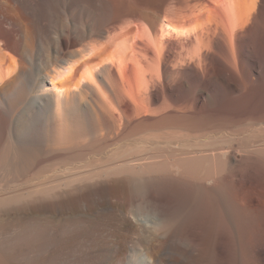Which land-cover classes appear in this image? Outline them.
<instances>
[{
    "label": "bare ground",
    "instance_id": "obj_1",
    "mask_svg": "<svg viewBox=\"0 0 264 264\" xmlns=\"http://www.w3.org/2000/svg\"><path fill=\"white\" fill-rule=\"evenodd\" d=\"M210 124L246 132L180 133ZM104 141L106 164L44 173ZM1 253L264 264V0H0Z\"/></svg>",
    "mask_w": 264,
    "mask_h": 264
},
{
    "label": "rangeland",
    "instance_id": "obj_2",
    "mask_svg": "<svg viewBox=\"0 0 264 264\" xmlns=\"http://www.w3.org/2000/svg\"><path fill=\"white\" fill-rule=\"evenodd\" d=\"M197 128V129H196ZM194 127V129H190V130H188V131H181L180 130V133H190V135H194V136H196L197 138H199V139H211L212 137H214V136H219L220 134H222L223 133V131L225 132V133H231V132H236L237 133V135L238 136H241V135H243V134H245V128L242 126V128L241 129H239V130H236L235 131V129L234 128H232L231 127V130H230V127H226V128H224V127H219V126H215V125H212L211 126V124L210 125H204V127H202V126H198V127ZM202 128V129H201ZM206 128V129H205ZM220 128V129H219ZM222 129H224V130H222ZM234 129V130H233ZM191 131H192V133H191ZM206 131V132H205ZM227 131V132H226ZM156 132V133H155ZM158 131H154L152 134H150V132L148 133V132H141L140 134H139V132H138V135L136 136V133L135 134H133V135H130V136H127V138H125L124 140H122L121 142H123V143H127V144H129L130 145V143L131 142H133L132 140H134L135 138V140L134 141H136V140H140L141 138H144L145 137V133H147L146 134V137H149L148 135H150V137L149 138H152V137H154V135H157V136H162L163 134L161 133V132H158ZM200 132V133H199ZM220 132V133H219ZM188 133V134H189ZM141 134H143V135H141ZM154 134V135H153ZM161 134V135H160ZM200 134V135H199ZM153 135V136H152ZM134 136V137H133ZM140 136V137H139ZM216 136V137H217ZM129 137V138H128ZM133 137V138H132ZM128 139V140H127ZM132 139V140H131ZM131 140V141H130ZM103 144V145H102ZM113 145V146H112ZM97 146H98V148H97ZM95 148L94 147H90V148H85V147H81V148H79V150H76L74 153H76L75 155H70V156H68V157H66L65 159H61V158H55V159H51V160H48V161H46V162H44L43 164H42V168H43V171H45L44 173L45 174H54V173H56V174H59V171L61 170V169H63L64 167H78L79 169H82V170H89V169H91L92 167L91 166H93L94 167V165H96V164H99V165H104V164H106L107 163V161H108V159L110 158V156H111V154H112V152H111V150L113 151V149L116 147V145L113 143V142H110V141H104V142H102V143H100L99 145H97ZM83 149V150H82ZM96 151H95V150ZM100 149V150H99ZM79 154H78V153ZM83 152V153H82ZM111 153V154H110ZM164 153V154H163ZM161 155V157H159V158H164L166 155H167V153H165V152H162V153H160ZM77 155H78V157H77ZM165 155V156H164ZM96 156V157H95ZM168 156V155H167ZM73 157V158H72ZM84 157V158H83ZM69 158V159H68ZM79 158V159H78ZM103 158V159H102ZM158 158V160H161V159H159ZM74 159V160H73ZM76 159H77V161H76ZM106 159V160H105ZM60 160H61V163H60ZM89 160V161H88ZM97 160V161H96ZM53 161V162H52ZM57 161V162H56ZM66 161V162H65ZM93 161V162H92ZM104 161H105V163H104ZM68 162V163H67ZM91 162V163H90ZM59 163V164H58ZM72 163V164H71ZM79 163V164H78ZM96 163V164H95ZM82 164V165H81ZM50 165V166H49ZM58 165V166H57ZM62 165H64L63 167H62ZM71 165V166H70ZM75 165V166H74ZM86 165V166H85ZM52 166V167H51ZM89 166V167H88ZM48 167H50V168H48ZM47 168V169H46ZM59 168V169H58ZM47 170V171H46ZM58 170V173L56 172ZM49 171H51V173H49ZM231 179H232V177L231 178H227L226 179V184H228L229 186L231 185ZM77 225H78V230L80 229L82 232H87V230H88V225H86V224H82V223H77ZM184 224H180V225H177V226H175V228H174V231L176 232V233H183V234H186L187 235V233L188 232H190V230L192 229L190 226H188V225H184ZM180 227V228H179ZM177 229H179L178 231H176ZM30 229H27V231H26V229L24 228H22V231H21V233L22 234H25V233H27L28 231H29ZM181 231V232H180ZM183 231V232H182ZM21 234V235H22ZM30 236L32 237V234H30ZM26 242V239L25 238H23V237H21L20 236V238H17V239H12L11 241H9V242H2V246H7V247H5V250L6 251H9V248H11L10 246L12 245V246H19V245H23L24 243ZM9 247V248H8ZM7 254V253H6ZM6 254L5 253H1L0 254V259L2 260V263H5V260H6V258H5V256H6Z\"/></svg>",
    "mask_w": 264,
    "mask_h": 264
}]
</instances>
